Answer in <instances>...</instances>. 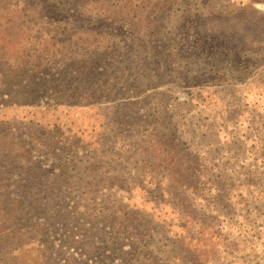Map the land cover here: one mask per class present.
<instances>
[{
  "label": "rangeland",
  "instance_id": "1",
  "mask_svg": "<svg viewBox=\"0 0 264 264\" xmlns=\"http://www.w3.org/2000/svg\"><path fill=\"white\" fill-rule=\"evenodd\" d=\"M0 264H264V0H0Z\"/></svg>",
  "mask_w": 264,
  "mask_h": 264
},
{
  "label": "trees",
  "instance_id": "2",
  "mask_svg": "<svg viewBox=\"0 0 264 264\" xmlns=\"http://www.w3.org/2000/svg\"><path fill=\"white\" fill-rule=\"evenodd\" d=\"M90 31L95 30H81L76 29L75 32L80 34L79 37L77 34L72 36L76 39V43L81 45L83 50H87L88 46L98 45L94 51L91 52V55H87L86 52H82L80 55L79 61H77L76 72L77 75L73 78V91L71 95L75 98H85V99H98L102 97H106V94L109 96H117L121 94L122 89L119 87L122 79L130 80L135 77L137 67L133 66V61L130 58H126L123 60H119L120 69L115 74L108 72L107 68L111 65L109 59L112 57L110 54L115 53L113 51H109L110 48L106 47L104 43L99 42L96 44L94 42H90ZM101 31L96 30L95 33L101 34ZM74 33V32H73ZM88 36V37H87ZM64 42V41H63ZM61 41V43H63ZM80 52V51H78ZM29 60V57H25V60ZM28 63L25 61V66ZM123 69V70H122ZM117 74V75H116ZM113 75H115L113 77ZM36 76L32 77L35 78ZM40 83H37V85ZM41 89L39 91H32L33 95L40 94L39 92H43V86L39 85ZM53 99L59 103L65 98L62 93L55 91L52 95Z\"/></svg>",
  "mask_w": 264,
  "mask_h": 264
}]
</instances>
